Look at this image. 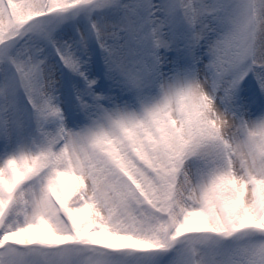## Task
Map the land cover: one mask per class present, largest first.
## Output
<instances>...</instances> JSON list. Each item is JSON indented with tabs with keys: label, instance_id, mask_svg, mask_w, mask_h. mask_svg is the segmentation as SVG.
<instances>
[{
	"label": "snow or ice",
	"instance_id": "6c2138e0",
	"mask_svg": "<svg viewBox=\"0 0 264 264\" xmlns=\"http://www.w3.org/2000/svg\"><path fill=\"white\" fill-rule=\"evenodd\" d=\"M0 264H264V0H0Z\"/></svg>",
	"mask_w": 264,
	"mask_h": 264
}]
</instances>
